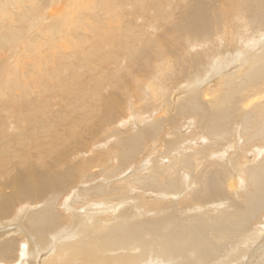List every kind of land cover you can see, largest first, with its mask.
<instances>
[{
    "label": "bare ground",
    "instance_id": "1",
    "mask_svg": "<svg viewBox=\"0 0 264 264\" xmlns=\"http://www.w3.org/2000/svg\"><path fill=\"white\" fill-rule=\"evenodd\" d=\"M0 264H264V0H0Z\"/></svg>",
    "mask_w": 264,
    "mask_h": 264
},
{
    "label": "rangeland",
    "instance_id": "2",
    "mask_svg": "<svg viewBox=\"0 0 264 264\" xmlns=\"http://www.w3.org/2000/svg\"><path fill=\"white\" fill-rule=\"evenodd\" d=\"M19 102H21V100L19 101ZM23 103H24V101H23ZM23 105V104H22ZM21 105V106H22ZM145 106H143L142 108H144ZM128 117V116H127ZM132 126H133V124H132ZM87 154H80V156H86Z\"/></svg>",
    "mask_w": 264,
    "mask_h": 264
}]
</instances>
